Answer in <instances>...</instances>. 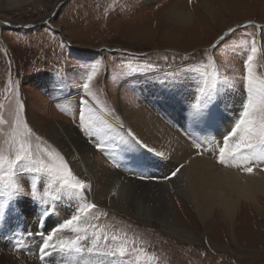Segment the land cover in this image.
<instances>
[{
    "label": "rangeland",
    "instance_id": "rangeland-1",
    "mask_svg": "<svg viewBox=\"0 0 264 264\" xmlns=\"http://www.w3.org/2000/svg\"><path fill=\"white\" fill-rule=\"evenodd\" d=\"M174 4L179 13L188 17L187 23L170 14ZM253 40L259 49L254 70L264 79V0H0V119L4 121L0 123V151L9 150L19 118L18 131L30 129L26 138L34 158L48 162L49 153L61 154L73 175L88 187L82 193L84 201L61 194L54 201V214L66 220V214L72 216L82 202L96 204L91 198L95 193L99 200L102 197V205L96 204L89 216L98 215L99 219H89L88 223L103 228L108 235L106 244L102 236L101 245L107 250L120 245L121 241L112 240V235L131 241L126 256H105L108 264H137L139 252L134 249L155 256L154 264H264V216L253 208L246 211L250 206L242 209L241 220L234 226L226 225L221 217L202 224L188 204L180 205L174 198L176 216L194 240L168 237L118 213L111 205L112 197L96 191L95 184L74 169L46 136L53 121L73 126L95 151L99 165L131 177L126 164L115 161L123 158L126 147L130 148L123 144L124 137L123 143L120 141L119 133L124 127L121 107L139 105L151 74V78L163 76L167 80L173 70L198 87L214 73L217 83L241 89L248 98L244 77ZM96 64L101 65L100 71L85 90L83 85ZM81 113L86 118L95 115L99 131H84ZM96 144L103 148L105 145L106 152ZM149 168L152 167L148 166L146 173ZM156 171L160 174L159 169ZM33 175L17 173L16 179L26 192ZM154 175L147 181L169 182L173 178L172 174L166 178ZM132 176L139 180L145 177L143 182L147 178L135 173ZM37 187L43 194L47 179H39ZM6 199L1 193L0 204ZM32 203L30 195H21L9 201L5 214L23 211L26 222L37 227V221L46 218L47 210L35 207L36 203L33 207ZM69 205L74 206V211L66 207ZM10 215L4 218L5 224L13 219ZM51 222L54 227L60 224L54 216L47 219L48 227ZM91 231L89 239L81 241L85 248L91 246ZM62 234L65 240L75 235L68 230ZM10 236L0 231V264H38L35 257L25 260L23 253L31 256L24 248L26 239H12L9 247L2 238ZM18 241L23 243L17 249ZM7 253L12 255L13 263L4 258ZM140 264H148L145 257H140Z\"/></svg>",
    "mask_w": 264,
    "mask_h": 264
},
{
    "label": "bare ground",
    "instance_id": "bare-ground-1",
    "mask_svg": "<svg viewBox=\"0 0 264 264\" xmlns=\"http://www.w3.org/2000/svg\"><path fill=\"white\" fill-rule=\"evenodd\" d=\"M172 7L170 14L187 23L188 17L179 13L175 4ZM151 75L139 105L120 109L124 123L120 141L123 143L124 137L123 144L130 147H126L122 159L130 173H146L139 169L145 165L154 167V173L159 169L160 174H156L166 177L181 168L171 181L140 182L132 175L102 167L90 144L64 122L53 121L52 127L49 124L51 128H46L50 143L72 162L74 169L95 184L96 191L112 197L111 205L118 213L150 225L168 237L181 241L191 238L173 209L174 198L180 205L188 204L202 224L221 217L226 225L234 226L242 209L248 206L246 211L253 208L264 216V171L261 170L264 166L255 167L249 175L217 162L218 147L223 146L224 136L239 119L247 93L215 81V99L207 109L212 119L198 120L191 113L201 100L200 87L174 70L167 80ZM91 198L97 205L101 204L102 197L99 200L94 193ZM10 256L7 253L4 258L13 263ZM16 263L19 261L13 264Z\"/></svg>",
    "mask_w": 264,
    "mask_h": 264
},
{
    "label": "snow or ice",
    "instance_id": "snow-or-ice-1",
    "mask_svg": "<svg viewBox=\"0 0 264 264\" xmlns=\"http://www.w3.org/2000/svg\"><path fill=\"white\" fill-rule=\"evenodd\" d=\"M258 51L256 42L253 40L251 55L246 62L247 74L244 77L247 82V103L243 105L239 119L224 136L223 146L218 147L217 153V162L220 165L226 168L239 169L249 175L254 173L255 167L264 166V79L257 76L253 64ZM100 68V64L92 66L88 82L83 85L85 90L89 89L91 81L96 78ZM215 93L216 82L215 74L213 73L211 79L206 77L203 80L199 89L201 100L196 103L191 113L193 119H212V114L207 109L214 101ZM89 95H91L90 92ZM85 104H87V101H85ZM80 120L84 131L93 134L99 131V121L95 115H90L86 118L81 113ZM0 123H4V121L0 119ZM20 124L21 121L17 118L16 130L12 133L9 150L7 152L0 151V193L7 197L4 203L0 204V222L4 220V210L9 201H13L21 195H30L34 201L42 205L59 199L61 194H65L69 199L84 201L82 193L88 185L73 175L67 162L58 153H49L48 162L39 157L34 158L31 145L26 138L31 134L30 129H27L25 125L27 130L21 133L18 131ZM97 147L103 151L102 144H98ZM197 147L199 148V145ZM209 151H212V149H209ZM198 154L202 153L198 152ZM116 166L118 167L119 165L117 164ZM179 170V168L176 169L172 175L175 176ZM261 170L264 171V167ZM22 172L34 174L29 185L30 190L27 192L16 179L17 173ZM42 177L47 179V188L43 194L40 193L37 187V182ZM144 178L141 177V179ZM96 207L94 203L82 202L71 218L63 221L51 233H39L42 237L40 259L44 261L45 257L50 254L47 251L48 249L59 251L62 254V259L55 260L53 264H103L102 260L93 259V257L126 256L129 252L128 244L131 241L125 240L123 236H111L112 240L121 241L120 245L111 250H107L101 245L102 236L106 244L108 235L103 228H98L96 225L88 223L89 219H99L98 215L89 216ZM101 215L107 214L101 213ZM90 229H92L91 236L93 239L91 246L85 248L81 241L89 239ZM65 230L75 234L74 238L67 240L58 238L57 234ZM57 240H59V243L56 242ZM22 243V241H18L15 247L18 249ZM133 251L139 252L137 264H140V257H145L148 264H154L155 256H147L143 249H134Z\"/></svg>",
    "mask_w": 264,
    "mask_h": 264
}]
</instances>
